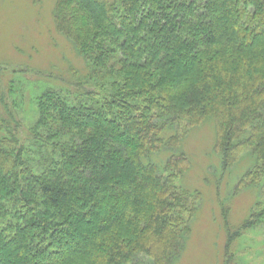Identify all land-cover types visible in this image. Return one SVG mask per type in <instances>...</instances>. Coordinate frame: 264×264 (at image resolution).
I'll return each mask as SVG.
<instances>
[{
	"label": "trees",
	"instance_id": "16d2710c",
	"mask_svg": "<svg viewBox=\"0 0 264 264\" xmlns=\"http://www.w3.org/2000/svg\"><path fill=\"white\" fill-rule=\"evenodd\" d=\"M53 18L87 72L32 86L24 135L22 97L0 118V264H173L200 199L176 184L186 133L211 119L222 169L249 152L241 180L264 171V0H55Z\"/></svg>",
	"mask_w": 264,
	"mask_h": 264
},
{
	"label": "rangeland",
	"instance_id": "374dc122",
	"mask_svg": "<svg viewBox=\"0 0 264 264\" xmlns=\"http://www.w3.org/2000/svg\"><path fill=\"white\" fill-rule=\"evenodd\" d=\"M54 5L55 0H0V118L11 124L6 110L13 106L14 94L22 97L23 110L20 106L18 113L15 111L21 121V135L32 123L24 114L29 109L28 90L32 86L45 82L56 89L73 90L76 88L73 85H79L78 81L87 72L83 59L56 29ZM186 56L183 54L184 59ZM85 87L93 90L90 85ZM94 91L99 93V89ZM10 124L0 122V136L9 132V129L5 131V125L10 127ZM214 138L212 120L206 119L190 129L183 140L188 170L176 179V184L198 191L200 199L188 220L190 233L173 264H224L229 253L236 264H264L263 225L244 227L245 220L264 207V171L241 180L256 164L249 152H243L235 164L222 169L213 149ZM167 156H159L157 162L163 163ZM260 168L258 163L255 170ZM180 210L175 209L173 213L180 214ZM181 215L189 217L185 211ZM230 232L238 237L232 236L228 243ZM72 250L75 253L83 250L76 238L67 241L63 248L68 254ZM133 262L150 264L152 261L139 255Z\"/></svg>",
	"mask_w": 264,
	"mask_h": 264
}]
</instances>
